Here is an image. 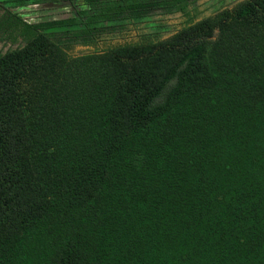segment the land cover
I'll use <instances>...</instances> for the list:
<instances>
[{
  "label": "trees",
  "instance_id": "16d2710c",
  "mask_svg": "<svg viewBox=\"0 0 264 264\" xmlns=\"http://www.w3.org/2000/svg\"><path fill=\"white\" fill-rule=\"evenodd\" d=\"M186 1L170 36L82 54L50 30L138 1L0 3V264H264V0Z\"/></svg>",
  "mask_w": 264,
  "mask_h": 264
},
{
  "label": "rangeland",
  "instance_id": "374dc122",
  "mask_svg": "<svg viewBox=\"0 0 264 264\" xmlns=\"http://www.w3.org/2000/svg\"><path fill=\"white\" fill-rule=\"evenodd\" d=\"M107 0H39L20 3L18 0H0V3L24 21L35 24L59 22L80 17L83 12L94 13V2ZM132 14L118 20H102L92 28L85 29L86 18L78 19V26L50 30L52 38L72 54H82L97 47L119 46L139 38H166L173 34L184 21L182 14L172 8L168 0H137ZM241 0H187L190 10L197 9L200 17L232 6ZM106 4V3H104ZM79 33V35H77ZM88 43L89 45H85ZM1 45V44H0ZM2 51V47L0 48Z\"/></svg>",
  "mask_w": 264,
  "mask_h": 264
},
{
  "label": "flooded vegetation",
  "instance_id": "af4514ba",
  "mask_svg": "<svg viewBox=\"0 0 264 264\" xmlns=\"http://www.w3.org/2000/svg\"><path fill=\"white\" fill-rule=\"evenodd\" d=\"M235 5V4H234ZM226 7H228V6H226ZM226 7H223V8H226ZM222 8V9H223ZM221 10V9H220ZM215 13V12H214ZM214 13H210V14H205V15H211V14H214ZM201 15V13L199 14V16ZM202 16H204V15H202Z\"/></svg>",
  "mask_w": 264,
  "mask_h": 264
},
{
  "label": "water",
  "instance_id": "95a60500",
  "mask_svg": "<svg viewBox=\"0 0 264 264\" xmlns=\"http://www.w3.org/2000/svg\"><path fill=\"white\" fill-rule=\"evenodd\" d=\"M2 47V45H0V48ZM6 50V49H5Z\"/></svg>",
  "mask_w": 264,
  "mask_h": 264
}]
</instances>
